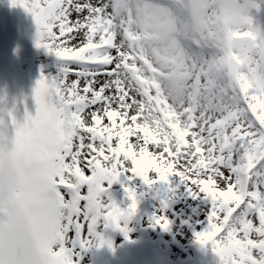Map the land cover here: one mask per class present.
Returning a JSON list of instances; mask_svg holds the SVG:
<instances>
[{"label": "snow or ice", "instance_id": "obj_1", "mask_svg": "<svg viewBox=\"0 0 264 264\" xmlns=\"http://www.w3.org/2000/svg\"><path fill=\"white\" fill-rule=\"evenodd\" d=\"M11 5L58 71L37 80L34 115H0L16 153L41 164L21 177L13 218L0 209V264H79L112 246L105 230L127 237L137 192L125 187L127 207L109 192L122 175L149 186L178 176L207 201L196 242L218 264H264V95L246 75L264 63L258 0Z\"/></svg>", "mask_w": 264, "mask_h": 264}, {"label": "rangeland", "instance_id": "obj_2", "mask_svg": "<svg viewBox=\"0 0 264 264\" xmlns=\"http://www.w3.org/2000/svg\"><path fill=\"white\" fill-rule=\"evenodd\" d=\"M260 9H252L254 23L264 30V0ZM36 27L23 8L11 0H0V115L7 118L13 110L22 121L25 113L35 114L33 89L41 74L54 75L58 59L35 44ZM152 175V174H150ZM137 192L138 207L128 220L127 237L119 229L104 231L111 247H92L80 254L79 264H218V257L208 247H201L195 233L203 230L207 201L194 197L188 185L172 175L167 182L151 186L142 178L122 175L109 192L121 206L127 207L125 187ZM163 216L167 228L156 224Z\"/></svg>", "mask_w": 264, "mask_h": 264}, {"label": "clouds", "instance_id": "obj_3", "mask_svg": "<svg viewBox=\"0 0 264 264\" xmlns=\"http://www.w3.org/2000/svg\"><path fill=\"white\" fill-rule=\"evenodd\" d=\"M252 71H246L248 82L258 94L264 95V63L254 64ZM14 133L8 127H0V209L6 219L14 216L11 206L21 177H35L41 164L34 158L16 153Z\"/></svg>", "mask_w": 264, "mask_h": 264}, {"label": "bare ground", "instance_id": "obj_4", "mask_svg": "<svg viewBox=\"0 0 264 264\" xmlns=\"http://www.w3.org/2000/svg\"><path fill=\"white\" fill-rule=\"evenodd\" d=\"M259 3V2H258Z\"/></svg>", "mask_w": 264, "mask_h": 264}]
</instances>
